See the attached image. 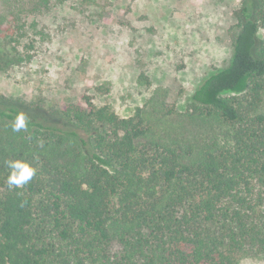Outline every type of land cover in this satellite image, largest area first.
<instances>
[{"label": "trees", "instance_id": "obj_1", "mask_svg": "<svg viewBox=\"0 0 264 264\" xmlns=\"http://www.w3.org/2000/svg\"><path fill=\"white\" fill-rule=\"evenodd\" d=\"M1 3L0 36L22 37L31 7L49 0ZM235 17L229 64L188 104L191 130L87 96L58 107L0 96V264L264 259V0H241ZM156 104L161 119L175 115ZM19 113L28 128L17 133ZM10 159L37 169L20 189L7 186Z\"/></svg>", "mask_w": 264, "mask_h": 264}, {"label": "rangeland", "instance_id": "obj_2", "mask_svg": "<svg viewBox=\"0 0 264 264\" xmlns=\"http://www.w3.org/2000/svg\"><path fill=\"white\" fill-rule=\"evenodd\" d=\"M240 1L36 4L23 19L22 37L0 36V55H5L0 59V96L45 107L84 105L87 96L125 117L144 107L160 130L166 124L191 130L185 113L194 90L231 60ZM141 75L149 84L140 83ZM159 99L175 109L170 120L160 118ZM239 264H264V259L247 257Z\"/></svg>", "mask_w": 264, "mask_h": 264}, {"label": "clouds", "instance_id": "obj_3", "mask_svg": "<svg viewBox=\"0 0 264 264\" xmlns=\"http://www.w3.org/2000/svg\"><path fill=\"white\" fill-rule=\"evenodd\" d=\"M11 128L13 132L17 133L27 131V117L23 113L17 114ZM4 164L10 169V174L7 177V186L10 190L26 186L32 181L37 172L33 164L25 159H10L4 161Z\"/></svg>", "mask_w": 264, "mask_h": 264}]
</instances>
